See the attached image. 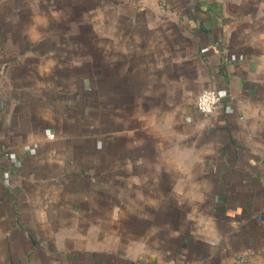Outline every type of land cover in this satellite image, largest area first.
<instances>
[{"label":"crops","instance_id":"1","mask_svg":"<svg viewBox=\"0 0 264 264\" xmlns=\"http://www.w3.org/2000/svg\"><path fill=\"white\" fill-rule=\"evenodd\" d=\"M87 4L0 0V264H264V0Z\"/></svg>","mask_w":264,"mask_h":264},{"label":"rangeland","instance_id":"2","mask_svg":"<svg viewBox=\"0 0 264 264\" xmlns=\"http://www.w3.org/2000/svg\"><path fill=\"white\" fill-rule=\"evenodd\" d=\"M89 1L96 2L97 9L95 11L91 12H82L80 15H75L78 18V21L81 23H84V25L90 24L91 28L93 26L96 27L95 31H87V30H82L81 31V38H88L89 36L91 37H97V38H104V23L106 22L108 16V8L111 7H116L120 6L122 3V0H81L82 3V8H86L88 5L87 3ZM87 4V5H86ZM112 17V16H111ZM73 34L76 33V31H71V30H66L63 32L64 38L71 37Z\"/></svg>","mask_w":264,"mask_h":264},{"label":"built area","instance_id":"3","mask_svg":"<svg viewBox=\"0 0 264 264\" xmlns=\"http://www.w3.org/2000/svg\"><path fill=\"white\" fill-rule=\"evenodd\" d=\"M222 101V96L216 89L208 88L200 92L196 99V109L206 114H212L217 110Z\"/></svg>","mask_w":264,"mask_h":264}]
</instances>
